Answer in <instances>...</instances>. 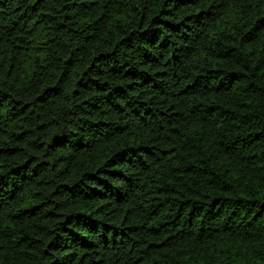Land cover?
Masks as SVG:
<instances>
[{
  "label": "trees",
  "instance_id": "obj_1",
  "mask_svg": "<svg viewBox=\"0 0 264 264\" xmlns=\"http://www.w3.org/2000/svg\"><path fill=\"white\" fill-rule=\"evenodd\" d=\"M0 264H264V0H0Z\"/></svg>",
  "mask_w": 264,
  "mask_h": 264
}]
</instances>
